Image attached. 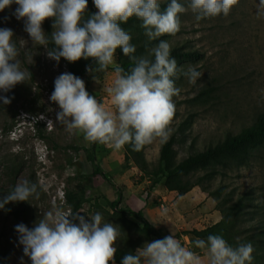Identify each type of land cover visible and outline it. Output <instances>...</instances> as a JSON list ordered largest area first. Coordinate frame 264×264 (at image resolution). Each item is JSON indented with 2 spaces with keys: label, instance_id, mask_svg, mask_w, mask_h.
<instances>
[{
  "label": "rangeland",
  "instance_id": "obj_1",
  "mask_svg": "<svg viewBox=\"0 0 264 264\" xmlns=\"http://www.w3.org/2000/svg\"><path fill=\"white\" fill-rule=\"evenodd\" d=\"M258 2L239 0L229 15L201 21H196L188 11L180 16V31L175 36L165 35L172 48L185 47L186 51L201 54L198 60L177 65L175 84L181 92L173 98L175 113L169 138L178 139L177 163L216 146L230 135L239 134L264 115V17L256 15ZM16 7L13 4L0 12V28L13 30L21 68L30 71L32 78L7 93L0 91V96L11 100L8 105L0 101V198L25 179L40 185V195L28 202H10L0 209L1 264H21V261L31 264L24 256L16 226L24 224L31 229L43 213L54 207L69 210L66 191L77 189L82 176L92 178L89 203L82 215L91 222L88 215L100 212L104 221L120 227L117 244L124 235L137 248L154 241L141 233V221L130 217L120 223L114 219L110 203L116 202L119 195L123 197L121 209L144 212L156 228L165 226L158 228L165 236L174 234L185 246L193 242L187 233L213 226L215 215L223 219L225 200L231 202L228 205L246 200L247 223L243 226L264 232V149L241 165L219 168L215 177L186 196L169 192L163 184L152 190L150 179L137 166L126 163L125 147L115 150L89 143L82 134H70L56 122L59 107L50 100V95L55 78L69 73L68 67L49 59L43 46L32 44L24 30L25 21L13 15ZM42 27L47 34L44 23ZM118 59L116 56L119 64ZM189 66L202 73L195 85L182 74ZM95 75L97 82L89 72L83 76L86 90L114 111L107 93L115 78L112 67L107 73ZM203 93L206 95L200 98ZM48 120L54 123L47 124ZM163 144L155 141L145 145L150 169L158 167ZM87 150L94 151L102 173L94 175ZM205 175V171H200L191 178L197 181ZM177 213H183V217L175 216Z\"/></svg>",
  "mask_w": 264,
  "mask_h": 264
},
{
  "label": "clouds",
  "instance_id": "obj_2",
  "mask_svg": "<svg viewBox=\"0 0 264 264\" xmlns=\"http://www.w3.org/2000/svg\"><path fill=\"white\" fill-rule=\"evenodd\" d=\"M92 2L95 13H88V0H0V12L17 5L13 15L25 21L24 30L32 44L43 46L47 57L57 63L61 58L70 63L92 60L94 67L86 70L96 82V73L112 67L115 78L107 93L114 111L88 93L83 79L67 72L55 78L50 100L59 107L56 122L68 133L82 134L89 143L115 150L131 145L134 151H140L155 141L166 143L172 134L173 98L180 95L181 89L173 79L178 66L171 56V44L160 38L180 31L183 13L191 11L196 21L227 16L239 0ZM256 15L264 17V0L257 3ZM132 17L141 22L147 37L144 55H135L132 36L121 26ZM49 18L53 20L50 38L42 27ZM153 41L158 43L149 47ZM49 43L53 47L49 48ZM118 49L132 62L127 71L116 63ZM18 56L13 30L0 28V91L4 93L32 78L30 71L21 68ZM182 74L193 85L202 76L195 66H189ZM0 101L4 105L11 103L6 96H0ZM39 187L27 179L19 181L0 198V209L10 202L38 199ZM81 212L54 207L43 213L33 228L16 226L24 256L31 264H115L120 227L104 221L100 212L88 215L91 222ZM253 251L251 242L233 246L219 234H210L206 239L198 237L191 246L183 245L171 234L124 255L121 264H252Z\"/></svg>",
  "mask_w": 264,
  "mask_h": 264
},
{
  "label": "trees",
  "instance_id": "obj_3",
  "mask_svg": "<svg viewBox=\"0 0 264 264\" xmlns=\"http://www.w3.org/2000/svg\"><path fill=\"white\" fill-rule=\"evenodd\" d=\"M165 5L162 4V9ZM88 13H95V8L92 0H88ZM53 20L51 18L44 21V25L49 35L53 31ZM132 36L131 43L136 45L137 51L135 55L146 54L145 44L148 43L147 37L144 34V30L141 27V22L132 17L128 22L121 25ZM168 36H163L160 39H166ZM158 41H153L149 44V47L154 46ZM49 48L53 47L51 43ZM116 56L119 58V64L127 71L132 62L128 57L123 55L122 50L118 49ZM171 56L177 61V65L195 61L201 58L199 52L186 51L185 47L172 48ZM60 62L67 65L69 73L74 74L79 78L88 72L86 69L89 66L94 67V61L80 59L77 62L70 63L61 58ZM111 71V67L104 72ZM175 81L177 77L173 78ZM203 93L199 97L205 96ZM40 137L45 140L44 135ZM178 139L173 136L170 140L163 144L160 154V160L158 167L150 169L149 164L145 158V146L140 151H134L131 145H125L126 151V163L137 166L151 181L152 190L163 184L169 192L178 193L179 196H186L196 187H203V184L209 181L210 177H215V172H218L219 168L229 169L234 165H241L247 162L252 155L257 151L264 149V115H261L257 122L248 128L243 129L237 135H230L224 141L218 143L216 146H212L205 151H199L193 155H190L187 159L180 163L176 162L175 147ZM76 152L79 148H72ZM88 160L95 168L94 175L102 173V170L97 163L96 155L93 150H87ZM205 171L207 175L199 177L197 181H194L191 177L200 172ZM209 177V179H208ZM80 184L77 189L67 190L65 194L66 204L69 210L72 212H78L84 210L87 203H89L88 194L91 190V176H82ZM123 197L119 195L116 202L110 203V207L113 210V217L118 222L124 223L128 221V218H135L143 223L141 233L153 240L163 239L165 235L152 225L145 217L144 212L133 210H124L120 208ZM246 200L240 199L239 201L228 205L229 200H225L222 209L223 219L217 224L206 228L205 230H194L187 233L192 237V241L196 238L206 239L210 234L222 235L229 244L235 246L238 243L251 242L254 248L252 264H264V232L261 233L259 229L255 227H246L243 224L247 223L245 218L248 212ZM82 212L80 215H82ZM129 223H132L129 221ZM244 236V237H242ZM117 253L115 255V264H121L122 258L128 253H135L137 246L135 242L123 236L117 244ZM1 261V257H0ZM1 264V262H0Z\"/></svg>",
  "mask_w": 264,
  "mask_h": 264
},
{
  "label": "crops",
  "instance_id": "obj_4",
  "mask_svg": "<svg viewBox=\"0 0 264 264\" xmlns=\"http://www.w3.org/2000/svg\"><path fill=\"white\" fill-rule=\"evenodd\" d=\"M175 216L182 218V217H183V213H182V214H181V213H177ZM214 220H215V224H217V223H219V222L222 220V218L219 217V215H215V216H214ZM165 225H166V224H165ZM160 227L164 228L165 226L160 225ZM160 227H158V228H160ZM185 241H186L187 244H190V242H189L188 239H186ZM186 246H187V245H186Z\"/></svg>",
  "mask_w": 264,
  "mask_h": 264
},
{
  "label": "built area",
  "instance_id": "obj_5",
  "mask_svg": "<svg viewBox=\"0 0 264 264\" xmlns=\"http://www.w3.org/2000/svg\"><path fill=\"white\" fill-rule=\"evenodd\" d=\"M162 207L164 208L165 206H164V205H162Z\"/></svg>",
  "mask_w": 264,
  "mask_h": 264
}]
</instances>
